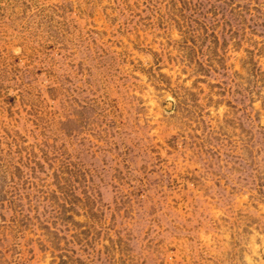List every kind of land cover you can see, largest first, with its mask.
I'll return each instance as SVG.
<instances>
[{
  "label": "rangeland",
  "instance_id": "1",
  "mask_svg": "<svg viewBox=\"0 0 264 264\" xmlns=\"http://www.w3.org/2000/svg\"><path fill=\"white\" fill-rule=\"evenodd\" d=\"M0 264H264V0H0Z\"/></svg>",
  "mask_w": 264,
  "mask_h": 264
}]
</instances>
